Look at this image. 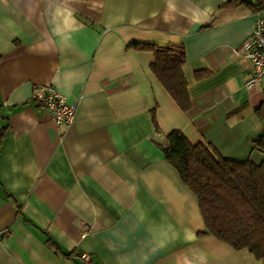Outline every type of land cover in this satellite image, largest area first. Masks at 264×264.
Instances as JSON below:
<instances>
[{"label":"crops","instance_id":"crops-1","mask_svg":"<svg viewBox=\"0 0 264 264\" xmlns=\"http://www.w3.org/2000/svg\"><path fill=\"white\" fill-rule=\"evenodd\" d=\"M228 1L0 0V264H262L197 236L196 198L156 144L179 130L264 159V81L244 86L256 14ZM131 42L183 47L188 112ZM47 84L75 106L70 126L30 101Z\"/></svg>","mask_w":264,"mask_h":264},{"label":"trees","instance_id":"trees-1","mask_svg":"<svg viewBox=\"0 0 264 264\" xmlns=\"http://www.w3.org/2000/svg\"><path fill=\"white\" fill-rule=\"evenodd\" d=\"M225 4L246 6L253 13L264 11V0H229ZM126 48L151 53V74L181 111L191 109L182 46L131 42ZM256 114L264 117V105ZM156 144L196 198L204 226L197 236L209 235L234 250L245 249L264 264V159L256 164L223 158L211 145L190 143L179 130H171ZM253 145L264 155V135Z\"/></svg>","mask_w":264,"mask_h":264},{"label":"built area","instance_id":"built-area-1","mask_svg":"<svg viewBox=\"0 0 264 264\" xmlns=\"http://www.w3.org/2000/svg\"><path fill=\"white\" fill-rule=\"evenodd\" d=\"M253 28L243 44L244 56L250 62V72L244 86L251 88L264 81V17L255 13ZM30 101L42 113L48 114L56 126L68 127L75 117V106L66 103L64 96L51 84L38 85L32 91ZM89 230L87 225H81L80 232L84 235ZM82 264H89L91 257L81 253Z\"/></svg>","mask_w":264,"mask_h":264}]
</instances>
